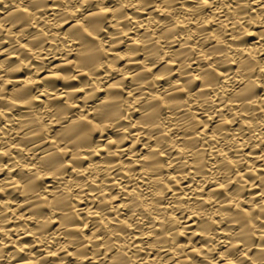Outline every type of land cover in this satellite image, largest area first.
Returning a JSON list of instances; mask_svg holds the SVG:
<instances>
[{
    "label": "clouds",
    "instance_id": "9594fccd",
    "mask_svg": "<svg viewBox=\"0 0 264 264\" xmlns=\"http://www.w3.org/2000/svg\"><path fill=\"white\" fill-rule=\"evenodd\" d=\"M0 264H264V0H0Z\"/></svg>",
    "mask_w": 264,
    "mask_h": 264
}]
</instances>
